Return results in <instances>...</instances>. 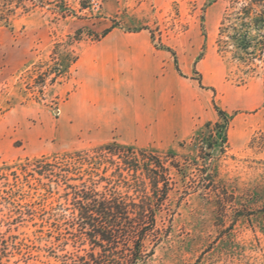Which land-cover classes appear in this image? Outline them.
<instances>
[{"label": "rangeland", "instance_id": "obj_1", "mask_svg": "<svg viewBox=\"0 0 264 264\" xmlns=\"http://www.w3.org/2000/svg\"><path fill=\"white\" fill-rule=\"evenodd\" d=\"M40 1H26L29 9L0 23L3 263L73 264L80 248L69 235L73 215L63 185L53 173L38 175L33 161L115 143L132 148L140 163L143 152L162 164L152 167L164 179L157 198L166 187L154 228L165 236L147 244L153 253L143 264H264L259 8L249 0ZM111 32L113 43L134 49L135 84L121 86L119 100L157 113H134L112 133L106 126L115 119L81 118L85 128L77 131L68 119L73 93L82 89L73 65ZM104 97H81L78 106L90 110ZM103 168L105 176L115 169L105 164L98 173ZM116 191L135 200L151 195L141 167L121 162Z\"/></svg>", "mask_w": 264, "mask_h": 264}, {"label": "trees", "instance_id": "obj_2", "mask_svg": "<svg viewBox=\"0 0 264 264\" xmlns=\"http://www.w3.org/2000/svg\"><path fill=\"white\" fill-rule=\"evenodd\" d=\"M26 1L32 4L41 2L4 0L0 7V23H6L9 15L18 8L29 9ZM249 1L259 8L254 23H264V0ZM262 39L259 45L264 48V36ZM136 154L130 147L111 143L91 151L66 154L61 159L56 157L53 162L45 158L33 161L38 175L47 177L53 173L56 182L63 185L62 197L73 215L70 222L73 231L69 235L73 246L80 248L71 256L74 257L73 264H143L153 253V248L147 250V244L156 246L165 236L161 237V232L154 228L155 205L166 196V187L157 198L158 184L164 179L163 174L159 175L152 167L162 169V164L143 152L140 154L143 162L140 163ZM119 162L133 171L141 167L151 195L143 194L135 200L116 191ZM105 164L115 168L108 176H105L106 168L98 173ZM140 185H144L141 180ZM7 249L0 235V264H4Z\"/></svg>", "mask_w": 264, "mask_h": 264}, {"label": "crops", "instance_id": "obj_3", "mask_svg": "<svg viewBox=\"0 0 264 264\" xmlns=\"http://www.w3.org/2000/svg\"><path fill=\"white\" fill-rule=\"evenodd\" d=\"M112 35L114 34L111 32L100 41L102 46L83 50L73 65V76L82 89L73 93V107L68 119L74 120V129L77 131L85 128L80 123L81 118L115 119L114 124L106 126L110 130L106 132L112 133L123 127L120 121L132 117L134 113L139 114L138 117L143 119L155 118V113H157V110L150 112V110L143 109L141 111L134 102H125L122 98L119 100V88L135 84L133 80L135 60L133 57H129V55L133 56L134 49L124 46L119 41L113 43ZM79 96L83 97L85 101L90 99L91 102L94 96L106 97L100 99L98 107L92 105L88 110V105L83 108L78 106L81 99ZM158 112L161 113L159 118H164L165 111ZM67 123L71 125L69 121ZM134 132L135 129L131 131V133Z\"/></svg>", "mask_w": 264, "mask_h": 264}, {"label": "built area", "instance_id": "obj_4", "mask_svg": "<svg viewBox=\"0 0 264 264\" xmlns=\"http://www.w3.org/2000/svg\"><path fill=\"white\" fill-rule=\"evenodd\" d=\"M97 1H98V0H90V2H92V3L95 4V6H96V4H97Z\"/></svg>", "mask_w": 264, "mask_h": 264}]
</instances>
